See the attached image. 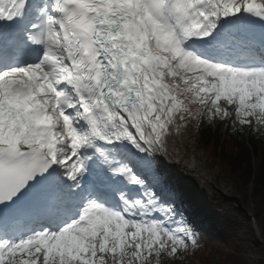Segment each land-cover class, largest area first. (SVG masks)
I'll list each match as a JSON object with an SVG mask.
<instances>
[{"label":"snow or ice","instance_id":"1","mask_svg":"<svg viewBox=\"0 0 264 264\" xmlns=\"http://www.w3.org/2000/svg\"><path fill=\"white\" fill-rule=\"evenodd\" d=\"M264 139V0H0V264L196 249L168 139Z\"/></svg>","mask_w":264,"mask_h":264},{"label":"trees","instance_id":"2","mask_svg":"<svg viewBox=\"0 0 264 264\" xmlns=\"http://www.w3.org/2000/svg\"><path fill=\"white\" fill-rule=\"evenodd\" d=\"M223 122L217 125H211L205 130L197 129V138L203 148L208 149L213 154L214 159L221 165L223 170L227 171L228 176L234 181L235 187L241 193L243 200L250 201L256 210L255 219L257 221L260 239L264 243V225L260 224L258 216L264 218V139L258 136H249V131L243 130L242 138L229 135L227 127L222 128ZM226 205L221 200L212 202L205 212L203 219L208 222L212 232L207 236L200 232L199 247L208 249L209 254L216 250L223 242L234 240L231 234L230 226L241 229L239 222V212L231 209V212L225 211ZM262 214V215H261ZM248 229V228H247ZM234 243V242H233ZM232 243V245H234ZM253 243L260 249H263L254 240ZM232 264H242L237 255L232 256ZM168 256L163 257V264H167Z\"/></svg>","mask_w":264,"mask_h":264},{"label":"rangeland","instance_id":"3","mask_svg":"<svg viewBox=\"0 0 264 264\" xmlns=\"http://www.w3.org/2000/svg\"><path fill=\"white\" fill-rule=\"evenodd\" d=\"M190 126V133L188 134L190 141L197 144L196 154L204 156L209 169V180L207 184L202 188V186H195L187 181L177 180L175 175L172 174L173 178L176 179L182 190L185 193V203L184 210L189 220L195 226L197 231H203L209 237L214 232L210 230L208 222L204 221L203 216V205L207 202L209 203L211 198H219L226 209L224 212H231V209H237L239 212V222H241V229L230 226V235H234V240L223 242L222 246L218 247L216 250L210 252L208 249L202 250L200 248L189 249L187 251H182L179 254L178 259L169 258L167 264H232V256L237 255L238 259L242 264H264V249L263 254H261L260 249L257 245L253 243L254 235L251 231V222L248 220V216H256V210H258L253 204L248 200L244 201L241 193L235 187L234 181L228 176L227 171L223 170L220 164L214 159L213 154L207 149L202 148L198 140L195 139V125ZM226 183L228 189L233 193V196H226L221 194L217 189V186ZM195 187L202 190V193L196 191ZM195 188V189H194ZM195 194V195H194ZM217 202V201H216ZM196 203V206L195 204ZM200 207H198V205ZM192 213V214H191ZM193 215V216H192ZM262 215V214H261ZM257 217V216H256ZM260 224L264 225V218L258 216ZM254 224L257 228V221L254 218ZM248 228V229H247ZM264 229V228H263ZM234 242V243H233ZM232 243L234 245H232Z\"/></svg>","mask_w":264,"mask_h":264},{"label":"bare ground","instance_id":"4","mask_svg":"<svg viewBox=\"0 0 264 264\" xmlns=\"http://www.w3.org/2000/svg\"><path fill=\"white\" fill-rule=\"evenodd\" d=\"M189 130L190 128L182 129L179 135L169 137V152L165 164L177 180L203 184L209 180V171L204 156L197 155L195 152L197 144L190 141ZM217 189L223 195L233 196L226 183L220 184ZM199 193L202 191L200 190ZM255 235L260 236L258 228Z\"/></svg>","mask_w":264,"mask_h":264},{"label":"water","instance_id":"5","mask_svg":"<svg viewBox=\"0 0 264 264\" xmlns=\"http://www.w3.org/2000/svg\"><path fill=\"white\" fill-rule=\"evenodd\" d=\"M258 243H260V242L258 241Z\"/></svg>","mask_w":264,"mask_h":264}]
</instances>
